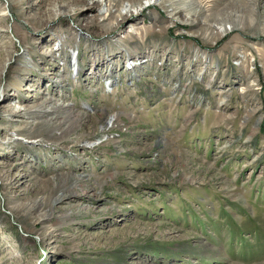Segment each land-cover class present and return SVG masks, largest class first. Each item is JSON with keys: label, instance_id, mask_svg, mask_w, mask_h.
<instances>
[{"label": "rangeland", "instance_id": "rangeland-1", "mask_svg": "<svg viewBox=\"0 0 264 264\" xmlns=\"http://www.w3.org/2000/svg\"><path fill=\"white\" fill-rule=\"evenodd\" d=\"M137 1L0 0V264H264V0Z\"/></svg>", "mask_w": 264, "mask_h": 264}, {"label": "bare ground", "instance_id": "bare-ground-1", "mask_svg": "<svg viewBox=\"0 0 264 264\" xmlns=\"http://www.w3.org/2000/svg\"><path fill=\"white\" fill-rule=\"evenodd\" d=\"M106 1V2H105ZM110 1L111 0H104V2L106 3L105 5L106 6H111L112 5V3H110ZM113 2L115 1V0H112ZM129 2V1H128ZM159 2V0H141L139 3H138V1H137V4H131V8H132V10H129L128 11V13L129 14H131V13H137V12H139V11H141L142 9H147L148 7H150L151 5H154V4H156V3H158ZM107 3H109L108 5H107ZM159 5H161V3L159 4ZM6 11V8H4L3 10H1L0 11V17H2V16H4V12ZM8 11V10H7ZM111 16V12H110V10H106V13L104 14V18L105 17H110ZM122 16V13H119L118 14V18L119 17H121ZM232 18H233V15L231 16V15H229V16H227L226 18H225V20H223L222 22L224 23H229V22H233V20H232ZM221 22V23H222ZM230 24V23H229ZM231 25V24H230ZM229 25V26H230ZM232 26V25H231ZM214 33H216V34H219V35H224L225 33H226V31H227V29H225L224 28V26L223 25H220V23H219V27L217 28H215L214 29ZM6 53V56H9V52H5ZM6 62V61H5ZM130 66H134V63H130ZM13 89L14 90H16V91H24L25 92V90H24V87L22 86V85H20V84H14L13 85Z\"/></svg>", "mask_w": 264, "mask_h": 264}]
</instances>
